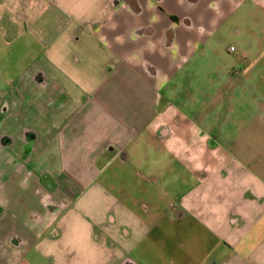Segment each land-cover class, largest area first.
Masks as SVG:
<instances>
[{"label":"crops","instance_id":"0c3cea01","mask_svg":"<svg viewBox=\"0 0 264 264\" xmlns=\"http://www.w3.org/2000/svg\"><path fill=\"white\" fill-rule=\"evenodd\" d=\"M251 10L0 0V264H264L263 99L218 47Z\"/></svg>","mask_w":264,"mask_h":264},{"label":"rangeland","instance_id":"374dc122","mask_svg":"<svg viewBox=\"0 0 264 264\" xmlns=\"http://www.w3.org/2000/svg\"><path fill=\"white\" fill-rule=\"evenodd\" d=\"M223 28L225 30H223L225 32L223 34V41L219 44V46L218 44H216L219 47V52L222 55V59H227V61H233V59H236V62H234V67L236 69L234 73L236 79H238L240 75H243L245 70H241L242 68L247 70L253 69L254 77L256 78L255 82L246 84L245 86L240 85L239 90L247 92L248 94H251L256 90V92L260 93L259 97L263 99L261 106L264 107V15L251 10L248 12V14H240L236 17H232V19ZM219 37H221V35L219 33H216L212 38V43L218 40ZM14 46V42L11 45H8V47L11 48L12 52L11 50L7 52V50L5 51L4 49H2L3 45H0L1 61H5L7 58L14 59ZM231 46H233L234 50L231 49ZM239 61H242L241 64ZM254 61L256 62V66L252 65ZM243 66H245V68ZM6 70L8 72L12 71L9 68H6ZM209 71L210 69L207 68V66H205L204 68H196L195 70H192L197 78L196 82H192V84L194 85L193 93L195 95H200L199 93H203V89H209L213 92V89H217L216 83L203 84L205 86L201 87V79L204 78V75L209 73ZM191 73H188V71L186 70H184L183 72V74L185 75H190ZM11 74L13 73H10V75ZM217 75L221 76V74L218 72ZM0 76H5V69L1 67ZM233 84L238 91V80ZM201 102H205L204 99H202ZM241 105L245 106L243 99L241 100Z\"/></svg>","mask_w":264,"mask_h":264},{"label":"built area","instance_id":"2783aa9c","mask_svg":"<svg viewBox=\"0 0 264 264\" xmlns=\"http://www.w3.org/2000/svg\"><path fill=\"white\" fill-rule=\"evenodd\" d=\"M233 48V47H232Z\"/></svg>","mask_w":264,"mask_h":264}]
</instances>
